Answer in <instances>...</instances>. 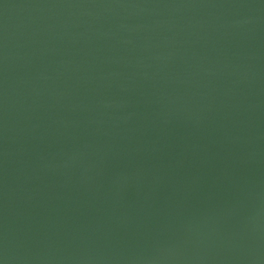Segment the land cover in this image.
<instances>
[{"label":"water","instance_id":"water-1","mask_svg":"<svg viewBox=\"0 0 264 264\" xmlns=\"http://www.w3.org/2000/svg\"><path fill=\"white\" fill-rule=\"evenodd\" d=\"M0 264H264V0H0Z\"/></svg>","mask_w":264,"mask_h":264}]
</instances>
